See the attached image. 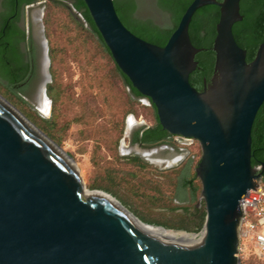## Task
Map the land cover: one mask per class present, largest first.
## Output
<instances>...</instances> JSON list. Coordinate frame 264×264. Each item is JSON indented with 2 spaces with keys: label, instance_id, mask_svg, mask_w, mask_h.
<instances>
[{
  "label": "water",
  "instance_id": "95a60500",
  "mask_svg": "<svg viewBox=\"0 0 264 264\" xmlns=\"http://www.w3.org/2000/svg\"><path fill=\"white\" fill-rule=\"evenodd\" d=\"M84 1L116 64L155 105L163 129L200 143L204 245L188 250L145 234L111 200L83 195L75 165L62 162L0 104V264H240V200L263 178L252 164V128L264 103V41L248 62L233 35L243 18L241 0H193L164 46L128 29L114 0ZM207 4L220 6L216 58L212 84L198 90L189 76L202 49L192 44L189 24ZM43 43L39 88L47 96L45 34Z\"/></svg>",
  "mask_w": 264,
  "mask_h": 264
},
{
  "label": "rangeland",
  "instance_id": "374dc122",
  "mask_svg": "<svg viewBox=\"0 0 264 264\" xmlns=\"http://www.w3.org/2000/svg\"><path fill=\"white\" fill-rule=\"evenodd\" d=\"M148 1L141 3L138 14L158 20L157 12ZM44 4L43 10L37 7L33 13L35 16L41 11L48 49L52 48L54 56L52 60L50 58L51 80L47 86L53 81L54 73L61 91L59 99L53 104L48 97L50 108L47 112L42 111L36 103L38 79L15 90L0 83V95L73 159L87 188L112 194L134 215L150 224L156 225L149 221L173 226L196 224L198 219L189 216L185 208L190 212L195 207L206 211L205 201L201 199L202 183L196 174L202 154L200 143L195 140L188 146L193 158L188 172L190 177L195 174L194 185L197 186L195 199L191 200L189 188H186V200L178 201V184L188 160L164 168L139 155L129 156L120 148L121 142L125 148L129 145L128 138L124 137L127 116H134L131 119L135 126L139 122L155 123L151 104L148 100L131 99L113 60L87 30L81 15L71 9V0H47ZM43 51L42 47V54ZM53 116L55 120L47 125L44 119ZM135 156L139 161L133 159ZM202 231L203 227L187 232L200 237ZM245 245V251L239 252L240 264H262L257 258L261 252L254 243L245 241Z\"/></svg>",
  "mask_w": 264,
  "mask_h": 264
},
{
  "label": "trees",
  "instance_id": "16d2710c",
  "mask_svg": "<svg viewBox=\"0 0 264 264\" xmlns=\"http://www.w3.org/2000/svg\"><path fill=\"white\" fill-rule=\"evenodd\" d=\"M16 0H10L13 4ZM31 0H19V2H30ZM56 1V0H51ZM146 0H114L116 11L128 29L139 37L148 42L164 46L172 32L177 28L183 14L192 3L193 0H149L148 2L154 7L158 14V20L154 17H143L138 14L141 3ZM222 1V0H219ZM72 7L82 15L87 25V30L98 42L99 46L110 56L114 62L115 70L121 77L124 85L129 89V95L132 100L138 101L143 95L133 86L128 76L116 64L110 49L106 45L100 31L98 30L89 9L84 0H71ZM72 9V8H71ZM73 10V9H72ZM74 11V10H73ZM240 13L243 18L233 25V35L240 47L246 50V59L252 61L257 53L259 45L264 41V0H241ZM73 17V16H72ZM220 19V6L217 4H207L201 6L194 13L189 24V36L192 44L201 48L195 59L198 62L196 68L190 73L189 81L192 86L200 90L202 87V78L210 77L214 73L216 53L213 44L216 37V27ZM6 22L0 25V83L10 90L16 88L23 89L21 86L27 77V69L21 65L19 59L14 55V37L18 33L16 28L5 27ZM49 56L53 59L52 48L49 47ZM52 72V69H51ZM53 81L47 86V95L56 104L60 96V87L56 81L54 73H52ZM140 101V100H139ZM156 123L153 127L147 129L140 137L136 136V140L146 145L157 144L168 135L159 122L156 107L152 103ZM53 115H56L53 113ZM52 118L44 119L49 125L55 120ZM55 138L51 132L48 133ZM134 160L139 161L137 156ZM193 158L188 160L185 167L186 173H183L181 182L178 184V201H185V189L189 188L190 198L193 201L196 196L197 186L194 185L195 174L190 177L188 170ZM264 161V103L260 107L255 118L252 128V164L256 165ZM188 208L185 211L189 216L196 217L198 220L193 226L179 225L173 226L160 221H149L156 225H163L167 228H177L186 231H199L205 223L206 211L195 207L190 212ZM262 264V258L257 257Z\"/></svg>",
  "mask_w": 264,
  "mask_h": 264
},
{
  "label": "flooded vegetation",
  "instance_id": "af4514ba",
  "mask_svg": "<svg viewBox=\"0 0 264 264\" xmlns=\"http://www.w3.org/2000/svg\"><path fill=\"white\" fill-rule=\"evenodd\" d=\"M46 1L31 0L30 2L20 3L19 0H16L12 6L10 0H0V25L6 22V28L8 26L11 28L14 27L18 31L14 37V55L19 59L20 64L27 69V77L21 86L25 88L38 79L37 93L41 88L39 86L43 79L44 51L42 54V47L44 48L43 41L45 33L41 11H38L37 15L39 16L35 19L33 9L40 7L43 10ZM213 75L214 73L209 78L206 76L202 78V87L200 90L210 87ZM139 100L142 102L148 100V103L152 104L150 99L144 95ZM131 117L134 119L132 114L126 118V130L124 134V137H127L129 140V145L125 148L126 145L123 142L120 144V148L125 149L129 156L139 155L144 160L164 168L179 165L192 158V156L190 157L188 146L195 140L189 141L184 137L167 131L168 135L162 141L157 144L146 145L135 138L138 134L140 137L147 129L153 127L156 121L152 125L139 122L136 126L133 124L130 126ZM260 164L262 165L261 170H263L264 181V161ZM186 172L187 169H184L182 175Z\"/></svg>",
  "mask_w": 264,
  "mask_h": 264
},
{
  "label": "bare ground",
  "instance_id": "6f19581e",
  "mask_svg": "<svg viewBox=\"0 0 264 264\" xmlns=\"http://www.w3.org/2000/svg\"><path fill=\"white\" fill-rule=\"evenodd\" d=\"M38 16L39 15H37L36 13L35 19H37ZM36 103L38 104L39 108L44 112H47L50 108V99L48 98V95H44L42 87L36 95ZM0 104L3 105L7 110H9L15 117H17L25 125L26 128L32 131L36 137L41 139L54 153H56L57 156L62 160V162H64L69 167L74 166L72 160L60 147L55 145L54 142L45 134H43L33 122H31L24 114H22L15 106H13L10 102L4 99L1 95ZM133 122V119H131L130 125H132ZM81 193L83 195L88 196L100 195L111 200L131 219L136 228L141 232H144L145 234L161 238L188 250H199L204 245V232H202L200 237H197V234L192 232H187L183 230H168L161 227H157L156 225L147 224L136 218L126 207H124L120 203L121 201L119 202L112 194H109L108 192L98 189L91 190L83 185Z\"/></svg>",
  "mask_w": 264,
  "mask_h": 264
},
{
  "label": "built area",
  "instance_id": "2783aa9c",
  "mask_svg": "<svg viewBox=\"0 0 264 264\" xmlns=\"http://www.w3.org/2000/svg\"><path fill=\"white\" fill-rule=\"evenodd\" d=\"M260 172L262 165H254ZM259 183L255 188L248 189L240 200L242 209L241 223L239 227V250L245 251V241H250L258 248L260 258L264 261V181L257 179Z\"/></svg>",
  "mask_w": 264,
  "mask_h": 264
}]
</instances>
